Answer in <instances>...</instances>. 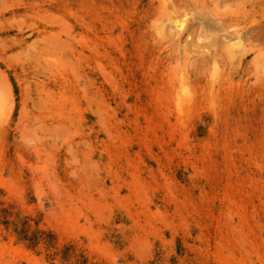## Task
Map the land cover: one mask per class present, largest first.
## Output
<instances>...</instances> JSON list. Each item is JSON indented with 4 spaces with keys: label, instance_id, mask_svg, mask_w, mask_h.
I'll use <instances>...</instances> for the list:
<instances>
[{
    "label": "rangeland",
    "instance_id": "obj_1",
    "mask_svg": "<svg viewBox=\"0 0 264 264\" xmlns=\"http://www.w3.org/2000/svg\"><path fill=\"white\" fill-rule=\"evenodd\" d=\"M0 264H264V0H0Z\"/></svg>",
    "mask_w": 264,
    "mask_h": 264
}]
</instances>
